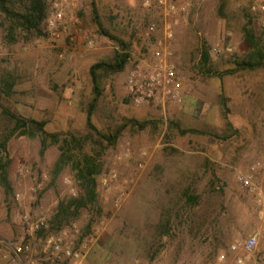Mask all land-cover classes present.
I'll list each match as a JSON object with an SVG mask.
<instances>
[{
    "label": "rangeland",
    "instance_id": "1",
    "mask_svg": "<svg viewBox=\"0 0 264 264\" xmlns=\"http://www.w3.org/2000/svg\"><path fill=\"white\" fill-rule=\"evenodd\" d=\"M72 1L67 16L79 24L57 39L44 24L41 37L16 30L9 39V23L0 14V84H12L8 94L0 93V105L46 121L47 132L62 134L57 143L48 138L45 147L39 134L14 136L0 147L7 175L3 183L0 174V264H223L219 257L225 254L229 263V247L241 245L254 231L260 233L258 245L247 264H264L262 208L237 180L264 157V69L236 68L250 50L243 35L249 19L264 45L261 17L250 14L242 0H185L190 6L174 40L184 97L162 111L125 100L127 70L147 59L150 50L146 22L153 14L143 9L142 0ZM95 15L114 32L123 28L121 36L131 43L125 70L107 81L95 126L109 129L123 119L154 125L127 128L103 151L95 207L87 205L76 218L62 216L52 224L60 202L83 194L77 159H69L62 140L87 132L88 68L119 49L98 34ZM202 45L210 54L205 65L197 54ZM171 121L211 135L179 137L168 129ZM7 125L0 116V137ZM255 182L264 191V171ZM89 220L92 234L82 239ZM38 221L44 228L31 231ZM57 238L72 258L46 262L43 250ZM10 246L27 249L15 255Z\"/></svg>",
    "mask_w": 264,
    "mask_h": 264
},
{
    "label": "trees",
    "instance_id": "2",
    "mask_svg": "<svg viewBox=\"0 0 264 264\" xmlns=\"http://www.w3.org/2000/svg\"><path fill=\"white\" fill-rule=\"evenodd\" d=\"M47 13L44 0H0V14L9 23L8 36L13 37L16 30L24 34L41 37L43 35L42 24ZM114 18H110V23ZM93 22L97 27L99 35L113 41L118 50L111 56L101 58L91 64L88 68V77L90 80V95L91 99L88 104L85 124L87 132L82 136H74L72 134L63 135L62 140L64 147L63 151L69 153V159L76 158V174L81 182L83 194L78 197H73L67 202H60L56 213L52 218V224L60 221L62 216L76 218L79 210L87 205L96 206L97 200V176L100 174V166L98 160L106 148L114 147L121 134L128 128L130 130H144L147 128V122H138L134 119H123L121 122L114 124L109 129H98L93 122L94 113L99 110L101 100L105 93V87L108 79L111 76L122 73L130 60L129 41H125L121 36L122 29L114 28L115 32L110 29V26L104 25L101 18L95 15ZM148 22V21H147ZM146 22V24H147ZM245 41L249 45V52L236 63V68L242 71H254L264 69V45L260 43V39L255 37L251 29V20L243 28ZM199 61L202 65L208 63L210 59L209 50L205 45L200 46L197 50ZM210 71L207 69V73ZM12 88V84H6L5 88L0 84V93L8 94ZM127 102L129 100L125 99ZM224 117L226 119L225 104H222ZM1 118L8 124L0 137V147L6 148L7 142L17 137L33 138L36 134L41 135L42 146L45 147L46 140L49 138L52 142H59L60 133H49L45 130L46 121H37L32 118H24L18 113L10 110L3 105H0ZM226 126L231 129V125L226 119ZM168 129L174 131L177 136L184 137L187 135H207L203 130L182 127L178 122H170ZM221 140H227L228 137H219ZM87 151L85 149L88 146ZM5 165L0 164V174L3 183H7ZM189 201L195 200L194 197H188ZM93 220H89L82 231V239L92 234ZM167 233V231H166Z\"/></svg>",
    "mask_w": 264,
    "mask_h": 264
},
{
    "label": "built area",
    "instance_id": "3",
    "mask_svg": "<svg viewBox=\"0 0 264 264\" xmlns=\"http://www.w3.org/2000/svg\"><path fill=\"white\" fill-rule=\"evenodd\" d=\"M244 7L250 14L261 17V24L264 29V0H242ZM47 13L43 24L47 33L52 38H59L61 34H70V28L79 24L76 17H68L67 12L73 7L72 0H46ZM190 4L185 0H142V7L152 13V17L146 24V32L150 38V50L147 59L134 65L127 70L125 78L126 98L136 106L158 107L164 111L170 104L179 105L183 101L184 91L181 86L179 71L175 64L174 40L175 30L180 23L181 17L188 12ZM74 41V36H69V42ZM213 53L219 55V49H212ZM226 51H230L226 49ZM61 58L63 55L60 56ZM264 171V157L251 165L247 172L237 177L241 187L255 195V204L262 208L259 212L262 215L264 227V191L255 182L257 173ZM36 185L35 189H39ZM27 222V219H24ZM43 221L30 225L31 231L44 228ZM260 233L252 232L241 245H231L229 252L231 259L225 263L227 256L222 254L219 262L223 264H247L258 245ZM47 248L43 250L46 262H61L63 259L72 258L69 247H62L61 239L48 241ZM15 255L25 252L27 247L10 246ZM51 251H48V249Z\"/></svg>",
    "mask_w": 264,
    "mask_h": 264
}]
</instances>
